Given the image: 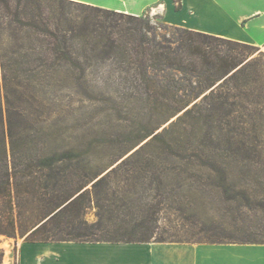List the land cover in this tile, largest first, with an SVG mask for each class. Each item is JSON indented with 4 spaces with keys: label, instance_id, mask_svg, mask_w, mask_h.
<instances>
[{
    "label": "trees",
    "instance_id": "obj_1",
    "mask_svg": "<svg viewBox=\"0 0 264 264\" xmlns=\"http://www.w3.org/2000/svg\"><path fill=\"white\" fill-rule=\"evenodd\" d=\"M58 1L75 6L84 14L82 20L66 16L64 21L55 22L40 0H0L1 70L31 68L35 61L55 71L74 70L80 67L78 46H90L96 59L110 61L125 76L126 83L138 94L136 101L150 105L165 120L186 109L179 120L223 121V117L235 115L223 110L230 99L231 105H235L234 100L246 99L250 72L256 70L257 63H246V55L235 51L255 47L181 27H173L170 34H159L142 16ZM223 80L231 83L225 98ZM201 95L199 102L187 108ZM8 119L6 130L0 108V235L40 243L167 242L154 239L160 229V198L164 194L160 184L154 195L145 197L134 190L121 196L110 192L107 180L112 171L89 189L100 173L90 150L68 145L47 151L34 149L18 134L16 121L10 116ZM170 157L165 151L145 155L137 151L122 164L140 174L151 165L174 160L180 168H188L180 172L189 179L206 175L207 184L212 181L209 186L222 188L223 205H233L228 210L232 229L218 225L223 232H214L200 243L264 244V219L263 224L248 225L241 210L254 209L264 217V198L253 204L247 191L226 188L227 171L218 163L229 160V155ZM140 177L132 174L128 178L134 179L137 187ZM217 177L219 184L213 182ZM91 205L98 210L93 223L85 219ZM229 230L244 239L235 240L237 234L226 233Z\"/></svg>",
    "mask_w": 264,
    "mask_h": 264
},
{
    "label": "rangeland",
    "instance_id": "obj_2",
    "mask_svg": "<svg viewBox=\"0 0 264 264\" xmlns=\"http://www.w3.org/2000/svg\"><path fill=\"white\" fill-rule=\"evenodd\" d=\"M40 1L55 22L64 21L66 16L80 18L81 21L84 16L75 6L58 0ZM175 3L178 7L181 0H175ZM142 17L149 19L159 34H170L173 27H178L166 22L163 14L156 10ZM77 49L80 67L74 70H51L41 66L42 61H35L31 68L15 72L0 69V108L6 130L10 116L17 123L18 134L29 140L34 149L47 151L68 145L90 150L96 157L95 166L100 173L89 184V189L112 171L107 180L110 192L121 196L134 190L145 197L154 195L160 184L164 194L160 198V229L154 239L167 241L162 243L209 244L200 242L211 238L214 232H223L218 225L232 229L228 213L232 204L223 205L222 188L209 186L212 181L207 184L206 175H203L205 178L189 179L180 172V169L188 168H180V163L174 160L151 165L148 171L140 174L133 173L131 166L122 162L137 151L144 155L165 151L171 155L170 158L192 153L211 158L226 153L229 160L218 163L227 171L226 188L235 192L247 191L253 204L263 200L264 50L255 47L237 48L235 51L246 55V63H257L256 70L250 72L246 99L234 100L235 105H231L233 100L230 99L223 106L225 112L233 111L235 115L223 117V121H196L179 120L186 109L168 120L161 118L159 111L134 99L137 92L129 87L125 76L110 61L96 59L90 46L79 45ZM2 54L0 49V56ZM230 87L231 83L223 80V98L229 94ZM204 95L187 108L199 102ZM6 144L9 148L8 136ZM132 174L141 176L137 187L134 186L136 181L128 178ZM219 180L217 177L213 182L219 184ZM241 210L245 212L248 225L263 224L262 213L254 209ZM97 212V208L91 205L85 219L93 223ZM237 223L242 225L241 221ZM217 226L220 228L214 229ZM232 232L237 234L235 240L244 239L236 231H226L228 234ZM0 242L6 243L14 264H19V246L25 242L24 238L9 240L0 236ZM7 257L8 254L0 250V263L7 264Z\"/></svg>",
    "mask_w": 264,
    "mask_h": 264
},
{
    "label": "crops",
    "instance_id": "obj_3",
    "mask_svg": "<svg viewBox=\"0 0 264 264\" xmlns=\"http://www.w3.org/2000/svg\"><path fill=\"white\" fill-rule=\"evenodd\" d=\"M72 1L134 16L156 10L169 24L264 50V0H181L178 7L175 0ZM5 244L0 250L14 264ZM18 256L19 264H264V244L25 241Z\"/></svg>",
    "mask_w": 264,
    "mask_h": 264
}]
</instances>
